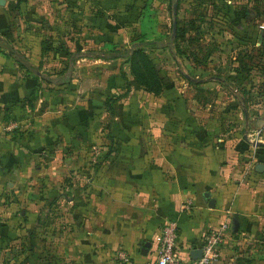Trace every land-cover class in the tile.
Listing matches in <instances>:
<instances>
[{
  "label": "rangeland",
  "instance_id": "374dc122",
  "mask_svg": "<svg viewBox=\"0 0 264 264\" xmlns=\"http://www.w3.org/2000/svg\"><path fill=\"white\" fill-rule=\"evenodd\" d=\"M231 11L237 12L234 22ZM9 20L0 49L7 46L27 76L41 79L35 98L27 100L30 107L38 99L41 104L38 132L29 131L30 118L9 132L25 139L20 147L26 163L20 177L0 182V264H82L64 258L66 227L61 221L51 225L57 194L47 190H62V199L71 190H83L98 167L113 159L119 140L131 137L129 126L144 129L153 102L131 74L127 59L134 50L154 62L162 80L169 74L225 77L236 61H260L261 69L244 70L251 82L261 76V97L245 99L264 108V0H37L11 12ZM253 83L250 90L257 89ZM249 113L255 117V111ZM261 121L259 141L252 140L251 146L261 144L255 163L264 166V113ZM236 133L240 138L245 132ZM230 181L261 190V223L248 222L251 241L243 244V252L257 247L258 255L241 260L264 264V171ZM39 190L47 191L42 195L46 209L38 217L42 235L32 206L40 199ZM118 254L106 264H127Z\"/></svg>",
  "mask_w": 264,
  "mask_h": 264
},
{
  "label": "crops",
  "instance_id": "0c3cea01",
  "mask_svg": "<svg viewBox=\"0 0 264 264\" xmlns=\"http://www.w3.org/2000/svg\"><path fill=\"white\" fill-rule=\"evenodd\" d=\"M10 1L5 0L0 7V34H6L11 25ZM35 1L28 0L17 10ZM243 63H233L231 74L225 77L169 74L163 80L162 94H149L154 108L148 110L151 114H147L144 129L130 125L131 137L119 140L113 159L98 167L83 190H71L65 199L62 190H47L57 194L52 206L55 218L49 219L54 221L51 225L59 226L61 221L66 227L67 261L106 264L123 251L127 264H156L160 230L169 221L178 226V251L183 260L200 249L205 232L223 223L232 225L233 231L226 232L214 264H243V257H257V247L246 254L243 244L251 241L248 222L261 223V190L235 187L230 181L264 171L262 164L255 163L261 144L251 146L252 140L259 141L264 110L259 102L250 105L245 99L261 97V76L251 82ZM19 64L25 68L10 58L7 46L1 47L0 182L20 177L25 171L26 156L20 147L25 139L10 134V129L23 127L30 118L29 131L38 132L36 115L41 101H32L30 107L27 100L32 95L35 98L41 79L35 74L27 76L30 73L25 74L26 68ZM237 69L240 74H236ZM253 82L257 89L250 90ZM252 111L255 117L249 113ZM238 130L245 132L240 138ZM12 191L20 194L23 190ZM47 191L39 190L40 199L32 203L34 225L41 235L43 220L38 217L46 209L42 195ZM206 194L210 195L208 200ZM210 200L214 201L213 208L209 207ZM186 202L191 207L183 211ZM147 243L149 247L142 250Z\"/></svg>",
  "mask_w": 264,
  "mask_h": 264
},
{
  "label": "built area",
  "instance_id": "2783aa9c",
  "mask_svg": "<svg viewBox=\"0 0 264 264\" xmlns=\"http://www.w3.org/2000/svg\"><path fill=\"white\" fill-rule=\"evenodd\" d=\"M261 31H264V26L261 27ZM190 207L191 203L186 202L183 204L182 210L188 211ZM228 231L227 223H223L218 229L208 230L201 238L199 249L201 257L192 259L191 253H188L187 259L183 260L178 251V226L176 222L169 221L160 230L155 251L156 264H214L218 260V251ZM118 257L127 261V256L123 252H119Z\"/></svg>",
  "mask_w": 264,
  "mask_h": 264
},
{
  "label": "trees",
  "instance_id": "16d2710c",
  "mask_svg": "<svg viewBox=\"0 0 264 264\" xmlns=\"http://www.w3.org/2000/svg\"><path fill=\"white\" fill-rule=\"evenodd\" d=\"M28 0H11L9 4L7 5V8L9 11H15L17 10L22 3H26ZM232 18V22H234L235 16H237L236 11L229 12ZM129 64H130V70L131 74L134 77L136 83L138 86L142 87L143 90L151 94L153 96H160L164 89V83L161 77L158 74V71L156 69V66L154 62L144 54V52L140 49L134 50L130 56L128 57ZM244 62V61H243ZM258 64V66H256ZM247 65H250L251 67L248 68ZM21 68L22 65L19 64ZM244 69H252L254 67L261 69V62L250 63L248 61H245L243 63ZM25 69V68H23ZM244 72H246L244 70ZM246 76H249L248 73L245 74ZM107 111L113 115L114 111L111 107V105L106 102L105 104Z\"/></svg>",
  "mask_w": 264,
  "mask_h": 264
},
{
  "label": "water",
  "instance_id": "95a60500",
  "mask_svg": "<svg viewBox=\"0 0 264 264\" xmlns=\"http://www.w3.org/2000/svg\"><path fill=\"white\" fill-rule=\"evenodd\" d=\"M5 5V0H0V6H4ZM174 14H175V9H174ZM176 22H174L173 23V26H172V29H173V34H175V31H176ZM262 167V166H261ZM262 171V170H261ZM260 172V171H259ZM209 197H210V195L209 194H206L205 196H204V198L206 199V200H208L209 199ZM209 207L210 208H213L214 207V201L213 200H210L209 201ZM237 227V226H236ZM149 247V244L147 243V244H145V246L143 247V249L142 250H146L147 248ZM191 258L192 259H198V258H200L201 257V251L200 250H197V251H193V252H191Z\"/></svg>",
  "mask_w": 264,
  "mask_h": 264
}]
</instances>
